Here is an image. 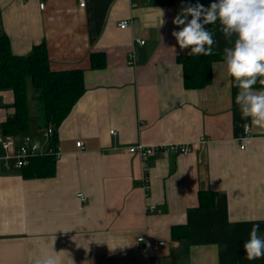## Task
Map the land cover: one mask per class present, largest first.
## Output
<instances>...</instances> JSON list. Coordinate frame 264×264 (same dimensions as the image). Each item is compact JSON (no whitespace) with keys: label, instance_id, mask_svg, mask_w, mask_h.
<instances>
[{"label":"crops","instance_id":"0c3cea01","mask_svg":"<svg viewBox=\"0 0 264 264\" xmlns=\"http://www.w3.org/2000/svg\"><path fill=\"white\" fill-rule=\"evenodd\" d=\"M212 2L0 0L1 33L14 55L44 43L51 68L81 69L86 85L55 134L62 154L53 176L27 178L0 162V264H35L54 251L60 264H264V257L248 260L243 248L254 223L264 237V129L250 126L241 149L250 120L242 119L238 89L226 74L223 49L230 44L218 23L206 26L219 60L212 83L190 90L178 62L190 48L181 50L172 36L183 6ZM123 20L131 27H118ZM92 54L105 56L103 68L92 67ZM13 102L12 91H0L1 137ZM39 110L28 134L45 145ZM180 143L192 153L144 161L128 152ZM200 193L214 195L211 208L201 205Z\"/></svg>","mask_w":264,"mask_h":264},{"label":"clouds","instance_id":"9594fccd","mask_svg":"<svg viewBox=\"0 0 264 264\" xmlns=\"http://www.w3.org/2000/svg\"><path fill=\"white\" fill-rule=\"evenodd\" d=\"M163 23L161 10V26ZM172 23L180 29L172 32L179 48H190L188 55L198 56L213 54L216 40L206 26L219 24V31L230 44L223 49V59L226 74L238 89L235 103L242 119L250 120L242 127L245 133L250 126L264 129V88H254L257 84L264 86V0H214L207 7L188 4ZM243 248L250 261L264 257L259 223L253 224ZM35 264H60V258L54 251L38 257Z\"/></svg>","mask_w":264,"mask_h":264},{"label":"trees","instance_id":"16d2710c","mask_svg":"<svg viewBox=\"0 0 264 264\" xmlns=\"http://www.w3.org/2000/svg\"><path fill=\"white\" fill-rule=\"evenodd\" d=\"M92 67L103 68L106 59L103 54H92ZM219 60L216 55L180 56L178 62L183 67L184 85L187 89H203L212 83L213 63ZM84 71H55L50 66L47 45H36L26 56H16L12 52L10 40L0 33V91L10 90L14 94L15 113L1 126L4 136L19 137L30 131V102L27 85L31 82L35 91L34 99L40 103L41 116L45 128L53 126L58 130L69 116L74 106L86 92ZM256 88H264L255 85ZM53 142L56 143L55 137ZM56 160L49 156H39L30 166L22 169L27 178L50 177L55 172ZM201 205L211 208L214 205L212 193H200ZM206 195L209 200L205 201ZM180 227L174 228V233Z\"/></svg>","mask_w":264,"mask_h":264},{"label":"built area","instance_id":"2783aa9c","mask_svg":"<svg viewBox=\"0 0 264 264\" xmlns=\"http://www.w3.org/2000/svg\"><path fill=\"white\" fill-rule=\"evenodd\" d=\"M80 5L84 7L85 0H80ZM133 6L136 7L137 3L133 2ZM41 9L45 8V3H41ZM123 25V27H121ZM131 20H123L118 24V27L121 29H127L131 27ZM135 43L139 45H145V40H141L140 38L135 39ZM135 55L130 56V64H134ZM57 130L54 129L53 126L47 127L43 133V137L45 138V145L41 144L38 140L34 139L30 134H24L20 140H18L14 136H0V144L3 146L5 150V155L0 158V162L5 164L7 170H10L11 167L15 169L22 170L25 166H28L33 158H38V156H49L54 158L55 160L60 159L62 154L61 148L58 144L53 142ZM245 132V131H244ZM115 131H111V134H115ZM250 131L245 133V141L241 145V149L245 150L247 148V142L250 138ZM205 138H202L204 141ZM77 143V147L80 149H84L85 145L80 140ZM192 147L187 144H166V145H158L147 147L143 144H138V146H133L128 149V152L132 155H139L141 158L146 161L152 155L163 154L165 156L175 153L178 155L181 154H190L192 153ZM145 183L147 182V177L144 178ZM146 188L149 189V186L146 184ZM77 197L83 202L87 201L86 196L82 194H78ZM139 242L145 241L143 237L138 239ZM159 246H164L165 242L156 243Z\"/></svg>","mask_w":264,"mask_h":264},{"label":"rangeland","instance_id":"374dc122","mask_svg":"<svg viewBox=\"0 0 264 264\" xmlns=\"http://www.w3.org/2000/svg\"><path fill=\"white\" fill-rule=\"evenodd\" d=\"M28 84H29L28 85V88H29L28 94H29V102H30V115L35 116L36 111H38L40 109L39 111L41 112V107H40V103L34 99L35 91H34L33 87L31 86V83L29 82ZM36 105H38V108L35 107Z\"/></svg>","mask_w":264,"mask_h":264},{"label":"water","instance_id":"95a60500","mask_svg":"<svg viewBox=\"0 0 264 264\" xmlns=\"http://www.w3.org/2000/svg\"><path fill=\"white\" fill-rule=\"evenodd\" d=\"M2 31H1V25H0V33H1ZM0 136H1V134H0Z\"/></svg>","mask_w":264,"mask_h":264}]
</instances>
